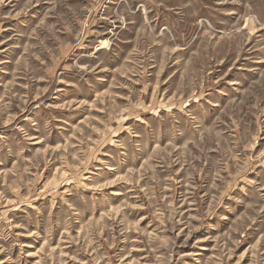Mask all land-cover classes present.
<instances>
[{
  "label": "rangeland",
  "instance_id": "obj_1",
  "mask_svg": "<svg viewBox=\"0 0 264 264\" xmlns=\"http://www.w3.org/2000/svg\"><path fill=\"white\" fill-rule=\"evenodd\" d=\"M0 264H264V0H0Z\"/></svg>",
  "mask_w": 264,
  "mask_h": 264
},
{
  "label": "bare ground",
  "instance_id": "obj_2",
  "mask_svg": "<svg viewBox=\"0 0 264 264\" xmlns=\"http://www.w3.org/2000/svg\"><path fill=\"white\" fill-rule=\"evenodd\" d=\"M104 45H105V44H104ZM104 45H103V46H104ZM99 48H100V47H99Z\"/></svg>",
  "mask_w": 264,
  "mask_h": 264
}]
</instances>
